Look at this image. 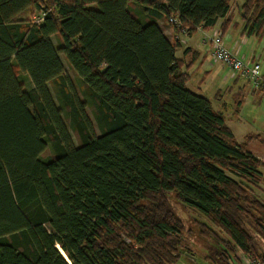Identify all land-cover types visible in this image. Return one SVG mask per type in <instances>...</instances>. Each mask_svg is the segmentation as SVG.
<instances>
[{
	"label": "trees",
	"instance_id": "obj_1",
	"mask_svg": "<svg viewBox=\"0 0 264 264\" xmlns=\"http://www.w3.org/2000/svg\"><path fill=\"white\" fill-rule=\"evenodd\" d=\"M230 2L0 0V264H68L57 246L71 264H173L170 193L225 234L201 223L210 264L263 256L264 159L187 87L175 54L182 29L211 28ZM240 17L264 34V0Z\"/></svg>",
	"mask_w": 264,
	"mask_h": 264
},
{
	"label": "rangeland",
	"instance_id": "obj_2",
	"mask_svg": "<svg viewBox=\"0 0 264 264\" xmlns=\"http://www.w3.org/2000/svg\"><path fill=\"white\" fill-rule=\"evenodd\" d=\"M25 16L24 14L22 15V17ZM232 19L234 23L235 20L240 21V17L237 13H235ZM233 28L236 30L239 26ZM255 38L252 37L253 44L249 52L260 56L258 59L260 73L264 74V34L259 37L257 44ZM52 39L54 43L58 45L54 36ZM178 52L177 50L176 55H178ZM61 59L64 64L65 72L76 82V78L62 55ZM211 62V64H207L206 66L209 70L208 76H205L203 72L201 73L202 70H196L195 75H191L192 79L187 83V87L191 91L206 97L211 102L214 109H220V111L223 112L225 123L232 130L237 142L244 143L247 149L259 156L260 159H264V92L255 89L256 91H254L257 93H254L252 88L255 87L246 77L237 72L234 73L228 66H222V63H215L214 60ZM27 77L28 76L23 73L19 74V78L24 81L26 87H29V80ZM78 84L77 89L80 91ZM49 88L54 95L55 101L59 105L60 103L57 101L51 84H49ZM216 89H221V91H218L221 97L218 96L215 98ZM239 102H241V104L238 106ZM86 111L97 130V124L91 108L88 106ZM65 116L66 115L63 114L66 120ZM69 132L73 141L77 143V138L73 130L69 128ZM50 157H52V152L47 148L41 154V158L48 159ZM261 170L263 176L259 184L260 187L254 190L264 199V168H261ZM167 203L169 211L171 212L170 214L181 224V246L177 248V252L180 255L173 264H210L207 255L213 254L215 248H217V244L214 242L213 238L206 237L202 233L203 225L201 223H207L223 238H226L225 234L201 213L179 201L173 193L167 195ZM258 243L262 246L261 241H258Z\"/></svg>",
	"mask_w": 264,
	"mask_h": 264
},
{
	"label": "crops",
	"instance_id": "obj_3",
	"mask_svg": "<svg viewBox=\"0 0 264 264\" xmlns=\"http://www.w3.org/2000/svg\"><path fill=\"white\" fill-rule=\"evenodd\" d=\"M243 1L244 0H231L229 11L224 17L218 19L215 25L207 29H197L192 35L187 37L186 43H182L180 47L177 48L179 52L178 55L176 56L183 62L182 71L186 72L188 75L187 83L191 81L192 79L191 75L192 74L195 75L196 70L198 71L202 70L201 73L203 72L205 73V76H208L209 70L207 69L206 66L207 64L208 65L211 64L212 63L211 61L213 59L211 56V45L209 41L205 39V36L211 37L213 34H216L217 32L222 35L224 44L229 50H233L239 57L243 58L244 60L258 61L260 56L255 55V53L253 54L252 52L249 51L253 44L252 37L254 38L256 37L255 39L257 44V41L259 37H261V35L248 36L243 31L244 23L240 17V6L242 5ZM235 13L239 15L240 21L235 20L234 23L232 17L235 15ZM159 25L163 28V30L168 36L173 37L175 35V33L173 32L174 30L170 24L159 21ZM235 26H239V28L235 30L233 28ZM215 63L221 64V62L218 61H215ZM221 65L226 66L223 63ZM255 89L256 88H252L253 91ZM218 91H221V89H216L215 98H217L218 96L221 97ZM255 91L254 93H257ZM240 104L241 102L239 103V105ZM218 111H220V109H218ZM255 156L260 158L257 155Z\"/></svg>",
	"mask_w": 264,
	"mask_h": 264
},
{
	"label": "built area",
	"instance_id": "obj_4",
	"mask_svg": "<svg viewBox=\"0 0 264 264\" xmlns=\"http://www.w3.org/2000/svg\"><path fill=\"white\" fill-rule=\"evenodd\" d=\"M42 15L36 17L35 23L42 21ZM170 22H176L175 19H170ZM181 36L174 37L179 43H186L188 35L185 29L181 30ZM205 39L209 41L211 45V56L214 61L221 62L228 66L234 73L237 72L246 77L252 82L254 87L260 92H264V74L260 73V66L258 61L244 60L239 57L233 50H229L223 41V37L220 33L213 34L211 37L205 36ZM237 258L242 261L243 264H264V254L262 257H252L244 255L238 251Z\"/></svg>",
	"mask_w": 264,
	"mask_h": 264
},
{
	"label": "water",
	"instance_id": "obj_5",
	"mask_svg": "<svg viewBox=\"0 0 264 264\" xmlns=\"http://www.w3.org/2000/svg\"><path fill=\"white\" fill-rule=\"evenodd\" d=\"M58 250H60V253L62 254V256L65 258V260L68 262V264H71L70 261L68 260V258L66 257V255L64 254V252L62 251V249L60 248V246H57ZM63 252V253H62Z\"/></svg>",
	"mask_w": 264,
	"mask_h": 264
},
{
	"label": "bare ground",
	"instance_id": "obj_6",
	"mask_svg": "<svg viewBox=\"0 0 264 264\" xmlns=\"http://www.w3.org/2000/svg\"><path fill=\"white\" fill-rule=\"evenodd\" d=\"M63 253V252H62Z\"/></svg>",
	"mask_w": 264,
	"mask_h": 264
}]
</instances>
